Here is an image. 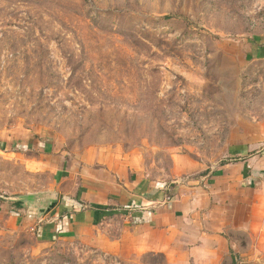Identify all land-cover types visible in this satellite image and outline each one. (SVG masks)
Masks as SVG:
<instances>
[{
  "label": "rangeland",
  "instance_id": "1",
  "mask_svg": "<svg viewBox=\"0 0 264 264\" xmlns=\"http://www.w3.org/2000/svg\"><path fill=\"white\" fill-rule=\"evenodd\" d=\"M263 148L264 0H0V264H169L76 233L43 244L2 204L73 190L97 151L173 188ZM231 235L192 264H264Z\"/></svg>",
  "mask_w": 264,
  "mask_h": 264
},
{
  "label": "crops",
  "instance_id": "2",
  "mask_svg": "<svg viewBox=\"0 0 264 264\" xmlns=\"http://www.w3.org/2000/svg\"><path fill=\"white\" fill-rule=\"evenodd\" d=\"M135 159L131 154L121 159L107 152L88 154L80 163L79 177L62 179L77 178L76 187L55 188L60 208L40 212L15 201L2 205L15 204L7 208L9 221L34 231L43 244L76 233L115 255L124 256L125 250L165 252L171 256L169 264H192L208 257L204 251H213L209 256L215 257L220 249L234 248L235 229L264 248V148L220 166L208 181L193 178L173 188L152 181ZM68 206L76 209L63 213ZM79 216L88 225H75Z\"/></svg>",
  "mask_w": 264,
  "mask_h": 264
},
{
  "label": "water",
  "instance_id": "3",
  "mask_svg": "<svg viewBox=\"0 0 264 264\" xmlns=\"http://www.w3.org/2000/svg\"><path fill=\"white\" fill-rule=\"evenodd\" d=\"M59 200L60 194L55 189L19 195L14 198L15 202H18L21 205L35 207L40 212H44L55 207Z\"/></svg>",
  "mask_w": 264,
  "mask_h": 264
},
{
  "label": "trees",
  "instance_id": "4",
  "mask_svg": "<svg viewBox=\"0 0 264 264\" xmlns=\"http://www.w3.org/2000/svg\"><path fill=\"white\" fill-rule=\"evenodd\" d=\"M66 199L68 200V198H65V200H66ZM71 207H75V206H71ZM66 211H67V210H66Z\"/></svg>",
  "mask_w": 264,
  "mask_h": 264
},
{
  "label": "built area",
  "instance_id": "5",
  "mask_svg": "<svg viewBox=\"0 0 264 264\" xmlns=\"http://www.w3.org/2000/svg\"><path fill=\"white\" fill-rule=\"evenodd\" d=\"M168 198V200L171 198V197H167Z\"/></svg>",
  "mask_w": 264,
  "mask_h": 264
}]
</instances>
